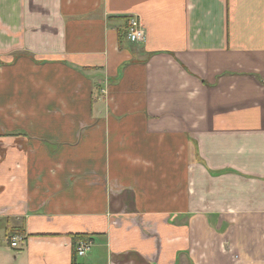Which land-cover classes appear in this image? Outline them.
<instances>
[{
	"label": "crops",
	"instance_id": "1",
	"mask_svg": "<svg viewBox=\"0 0 264 264\" xmlns=\"http://www.w3.org/2000/svg\"><path fill=\"white\" fill-rule=\"evenodd\" d=\"M0 264H264V0H0Z\"/></svg>",
	"mask_w": 264,
	"mask_h": 264
},
{
	"label": "built area",
	"instance_id": "2",
	"mask_svg": "<svg viewBox=\"0 0 264 264\" xmlns=\"http://www.w3.org/2000/svg\"><path fill=\"white\" fill-rule=\"evenodd\" d=\"M126 38L128 41L137 43L143 42L145 40V31L140 22L139 16L137 14H131L127 17V31ZM26 237L23 234H13L9 236V245L12 248H19ZM92 243L90 240H78L75 243V251L78 256H83L90 249Z\"/></svg>",
	"mask_w": 264,
	"mask_h": 264
},
{
	"label": "trees",
	"instance_id": "3",
	"mask_svg": "<svg viewBox=\"0 0 264 264\" xmlns=\"http://www.w3.org/2000/svg\"><path fill=\"white\" fill-rule=\"evenodd\" d=\"M126 31H127V28H126ZM126 31H125L124 35H126ZM13 234H23V231H21V230H18V231L12 230V231L9 232L8 236L13 235ZM90 237H91V235H89V234H77V235H75V240L76 241L77 240H86L87 241V240H90Z\"/></svg>",
	"mask_w": 264,
	"mask_h": 264
}]
</instances>
